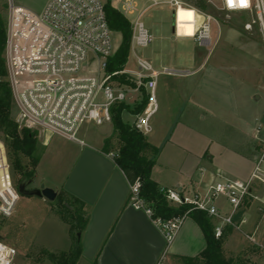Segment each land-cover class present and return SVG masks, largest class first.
<instances>
[{
  "label": "built area",
  "instance_id": "1",
  "mask_svg": "<svg viewBox=\"0 0 264 264\" xmlns=\"http://www.w3.org/2000/svg\"><path fill=\"white\" fill-rule=\"evenodd\" d=\"M8 1L6 17L5 65L11 88L19 128L28 127L67 140L86 144L80 136L88 124L97 126L113 120L115 105L126 102L130 92H143L148 102L141 112L134 113L131 126L144 135L153 131L152 117L158 110L157 84L163 75H190L197 70L178 69L168 66L156 67L154 63L138 54L139 48L148 47L155 39L146 27L144 14L154 7L166 4L175 8V23L178 24L180 7H189L183 0H142L146 4L137 9V0H127L122 11L135 14L132 23L131 49L136 69L109 72L108 60L117 48L114 46L111 29L103 0H48L41 11ZM228 14L249 15L243 25L246 30L257 26L264 45V0H205ZM191 7V6H190ZM202 17L193 35L200 47L212 46V23L220 25L211 13L191 7ZM197 14V13H196ZM129 19V17H128ZM193 23H196L195 21ZM122 75L131 76L122 81ZM130 81V82H128ZM136 102V101H135ZM1 142V141H0ZM2 143V142H1ZM3 147L4 144L2 143ZM0 158V216L12 214L19 199L13 186L10 165ZM114 158V153H111ZM263 157L255 166L247 181L223 177L214 181L205 191H183L161 187V191L173 205L189 204L184 215L164 219L155 216L151 206L141 197L140 182L130 184L129 203L144 210L170 243L192 210H201L217 220L214 227L216 238L223 235L225 225L240 227L245 223V212L239 221L238 211L244 209L251 194L254 180L264 182ZM224 198L230 209L224 212L218 200ZM17 249L0 240V264H13Z\"/></svg>",
  "mask_w": 264,
  "mask_h": 264
},
{
  "label": "crops",
  "instance_id": "2",
  "mask_svg": "<svg viewBox=\"0 0 264 264\" xmlns=\"http://www.w3.org/2000/svg\"><path fill=\"white\" fill-rule=\"evenodd\" d=\"M201 20L202 17L199 16V21ZM216 26L215 37L212 28V48H206L209 52L205 50L204 55H198V52L202 51L204 47L195 51L196 68L194 70L197 71L192 75L193 79L191 80H194L192 90L195 93L203 92L201 89L203 82L207 88L206 81L208 77L213 76L212 71L217 69L218 65H221L222 72L227 77L238 76L243 81L247 90L246 94H248L243 99L244 107L241 109L238 121L243 131L250 134L252 139L248 141V144L251 145L248 146L247 153L241 156L237 154L236 149L229 145H225L222 151L211 150V141L208 143L204 141L198 146L197 138H192L190 133H181L180 136L178 133L176 136L181 124L176 123L174 126L175 122L172 123V120L169 119L173 113L163 116L161 121L154 122L152 132L156 127L161 126L166 128L164 134L152 137L151 132L148 135L151 144L162 146L152 170V178L160 187L192 192L205 191L210 184L223 177L247 181L261 157H263L261 167L264 169V63H262V60L264 61V45L261 37L254 35L251 30H245L247 32L244 31L241 36L234 29L221 27L217 24ZM174 33L178 37H190V35L178 34L176 23ZM223 34L232 43L231 46L235 44L238 47L239 56L236 57L228 52V56L223 55L217 65L208 67L209 56L216 44H219L220 36ZM229 51L233 53L232 50ZM161 63L159 61V64ZM194 92L192 91V94ZM192 97L190 96V100L193 99ZM137 102L139 101L137 100ZM192 103L197 102L195 100ZM247 103L250 111L246 110ZM200 106L202 110L204 108L206 111L213 112V106L208 107L202 103ZM162 109H167L166 104L158 99V110L155 115ZM129 113L134 118L133 113ZM168 120L169 122L166 123ZM112 126L111 130L103 132L93 141H86L85 145L43 132V151L35 172V177L40 178L41 183L35 185L36 178L34 177L33 187L44 185L53 188L57 193L65 190L83 200L89 213V222L81 233L82 255L77 264H185L184 257L200 255L206 248L207 241L203 229L192 216H186L181 228L173 240L168 243L151 217L144 210L136 209L130 205V183L125 173L117 166L111 153L103 151L105 140L114 133L113 123ZM223 154H230L231 157L228 158H234L235 155L243 161L251 163V167L244 177H231L232 174H229L228 170L218 164L217 160L221 159ZM62 163L64 172L61 180L45 178L47 170L56 173L59 168H63ZM257 181L254 180L253 185L255 184V194L258 196L254 195L253 200H246L244 210L247 221L241 225L246 230L254 228V236L249 238L256 243L264 237V212L261 211L264 205V182L259 180L260 182L256 183ZM43 200L46 201L45 198ZM219 206L224 212H228L229 209L223 204H219ZM210 218L215 227L218 221ZM68 228L70 235L69 224ZM235 234L236 231L231 225L224 226L222 235L224 241L227 237L232 239ZM248 255L254 258L255 263L253 262V264H259L264 255V248L258 253L249 252Z\"/></svg>",
  "mask_w": 264,
  "mask_h": 264
},
{
  "label": "rangeland",
  "instance_id": "3",
  "mask_svg": "<svg viewBox=\"0 0 264 264\" xmlns=\"http://www.w3.org/2000/svg\"><path fill=\"white\" fill-rule=\"evenodd\" d=\"M46 1L47 0H14L18 5L35 11H41ZM103 1L106 3L108 0ZM183 1L191 7L196 8L189 2ZM111 2L113 6L124 11L123 5L126 4L127 0H111ZM137 2V9H142L146 4L142 0H137ZM190 6L179 8L177 28L178 34L180 35H193L197 26L196 24L200 23L198 16L200 13L194 11ZM203 11L213 14L219 20L221 27L234 29V31L240 33L241 36L246 30L243 23L250 19L249 15L228 14L219 10L216 5L211 3H207V8ZM7 12L8 1L0 0V18L5 22V26ZM128 17L130 20L135 17V14H128ZM175 18V8L169 4H166L163 8L154 7L149 9L144 14L143 20L146 27L154 34L155 39L148 47L139 48V54L151 59L157 67L168 66L178 69L194 70V68H196L194 54L196 49L201 47L193 38L178 37L175 35ZM194 21L196 23H193ZM212 28L214 29L215 37L217 32L215 22L212 23ZM251 32L259 38L261 37L256 25H254ZM112 38L114 46L118 48L121 43V33L114 31ZM231 44L232 43L225 34L221 35L219 44H216L209 56L208 67L217 65L220 59L223 58V55L228 56V52L229 54H234L236 57L239 56L238 52L240 50L235 44L232 46ZM205 50L207 49L203 48L202 51L198 52V55H204ZM229 50H232L233 53ZM207 52L209 51L207 50ZM159 61L162 63L159 64ZM262 63H264L263 60ZM220 66L221 65H218V68L212 71L213 76L211 78L208 77L206 81L207 88L205 86L206 84L203 82V88H201L203 92L198 91L195 93L194 90H192L194 80L191 79H193L192 75L194 74L161 75L158 78L156 92L158 99L164 101L168 110L162 109L152 118L151 123L153 125L155 121H161L163 116H169L173 113L172 117H169V119L172 120V123L175 122L174 126L176 123L178 125L181 124L176 136H178V133H180V136L181 133L185 134V132H187L190 133L192 138H197L196 142L198 146L200 143H204V141L206 143L211 141V150L222 151L225 145H229L233 147V149H236L238 152L237 154L241 156L247 153V148L251 145L248 144V141L252 139L250 138V134L243 131L238 121L241 109L244 107L243 99H245L248 94H246L247 90L243 85V81L235 75L234 77H227V75L223 74ZM124 68L136 69L135 58L132 51L130 52L129 60ZM124 77L128 79L131 76L128 77L124 75ZM129 80L134 82L132 78H129ZM165 80L166 82H164ZM192 91L194 92L193 94ZM143 94V92L137 93L132 91L128 94L126 102L133 106L135 101L137 103V100H142ZM190 96H193L192 98L195 99L197 103L193 104L192 102L195 100H190ZM201 103L208 107L213 106V112L210 110L206 111L204 108L202 110L200 108ZM252 103L254 104V101ZM248 105L247 103L245 107L246 110L250 111L247 107ZM13 117L16 118L15 106ZM123 118L129 124H132L134 119L128 110L123 112ZM167 122H169V120L166 121V123ZM252 124L255 125L254 122H252ZM112 127V122L100 126L88 124L81 130L80 136L87 142H91L93 139L100 136V134H103V132L111 130ZM34 131H36L38 138V154H41L43 151L44 133L36 129ZM165 131V127H156L155 131L151 133V136H161ZM110 138H112V145L116 148L118 146V135L113 133ZM0 141L4 144L6 150L12 184L18 190V185L25 182V179L19 181L20 174L13 166V160L11 156H9L8 148L1 136ZM1 142L0 158L3 159V164H5V152ZM146 153L150 154V152ZM229 156L230 154H223L222 158L217 160L218 164L228 170L229 174H232L230 175L231 177H244L251 167V163L245 162L235 155L234 158H228ZM22 159L24 163H29V159L25 156H23ZM62 165L63 168H59L61 172H59V169L56 173L47 170L45 172L47 175L45 178L55 181L61 180L64 172V164L62 163ZM258 182L260 181L258 180L256 183ZM34 183L35 185H40V178H36ZM254 185H252L251 194L247 197V201L253 200L254 195H257L255 194L256 188H254ZM29 186L33 187V183ZM257 187H259V185H257ZM59 200V198H56L54 201H49L47 199L44 201L42 197L36 195L29 196L20 194L12 214L8 217L0 216V240L14 246L18 251V255L16 254L13 264H55L49 257L50 252L58 253L68 251L81 241V237L78 236L81 232H73L70 228L71 234L69 235L68 224H66L67 222L63 220L59 213L61 210L59 207ZM218 203L230 209L229 204L224 198H220ZM261 211L264 212V205ZM231 226L233 230L236 231V234L232 239H230L231 237H227L223 242V254L227 258L233 259L243 257V264H253L255 260L248 254L249 252L258 253L263 250L264 237L256 243L249 238L254 236L253 227L246 230L242 226ZM259 264H264V255L263 258L260 259Z\"/></svg>",
  "mask_w": 264,
  "mask_h": 264
},
{
  "label": "trees",
  "instance_id": "4",
  "mask_svg": "<svg viewBox=\"0 0 264 264\" xmlns=\"http://www.w3.org/2000/svg\"><path fill=\"white\" fill-rule=\"evenodd\" d=\"M199 9H206L205 0H185ZM109 25L113 31L121 33V43L116 52L108 60L107 70L109 72L124 69L129 60L132 42V23L128 17L117 7L113 6L111 0L105 4ZM5 41L6 26L0 18V136L8 148L9 156L20 179L33 180L36 167L41 154H38V138L36 131L28 128H19L14 113V103L11 88L7 80L5 65ZM125 81L124 75L120 77ZM130 82V81H128ZM132 83V82H131ZM148 102V95L143 94L141 101L133 106L127 102H121L113 108L114 133L118 135V146L112 145V138H107L103 147L106 153H114L117 166L125 173L130 184L140 182L141 197L151 206L155 216L171 219L174 216L184 215L189 211L191 205H173L161 191L159 184L152 178V170L157 162L162 146H154L147 136L134 129L131 124L123 120L122 114L125 110L131 113L143 111ZM150 152V154L146 153ZM23 156L29 159V163L23 162ZM59 207L63 220L70 225L73 232H83L89 222V213L86 204L77 196L65 190L58 192ZM192 216L204 231L207 246L202 253L196 257H184L185 264H243V257L233 259L227 258L222 251L224 238H216L214 224L206 212L192 210L188 213ZM82 255L81 241L68 251L49 253V257L55 264H77Z\"/></svg>",
  "mask_w": 264,
  "mask_h": 264
},
{
  "label": "water",
  "instance_id": "5",
  "mask_svg": "<svg viewBox=\"0 0 264 264\" xmlns=\"http://www.w3.org/2000/svg\"><path fill=\"white\" fill-rule=\"evenodd\" d=\"M31 183H32V179L20 183L18 185V192L21 195H29V196L36 195L45 198L49 201H54L57 198L58 193L53 188L45 187L44 185H41L40 187H29ZM244 212H245L244 209L238 211L235 215V220L239 221L241 216L244 214ZM78 236L81 237V233H79Z\"/></svg>",
  "mask_w": 264,
  "mask_h": 264
},
{
  "label": "snow or ice",
  "instance_id": "6",
  "mask_svg": "<svg viewBox=\"0 0 264 264\" xmlns=\"http://www.w3.org/2000/svg\"><path fill=\"white\" fill-rule=\"evenodd\" d=\"M229 2H231V0H229Z\"/></svg>",
  "mask_w": 264,
  "mask_h": 264
},
{
  "label": "flooded vegetation",
  "instance_id": "7",
  "mask_svg": "<svg viewBox=\"0 0 264 264\" xmlns=\"http://www.w3.org/2000/svg\"><path fill=\"white\" fill-rule=\"evenodd\" d=\"M30 187V186H29Z\"/></svg>",
  "mask_w": 264,
  "mask_h": 264
}]
</instances>
